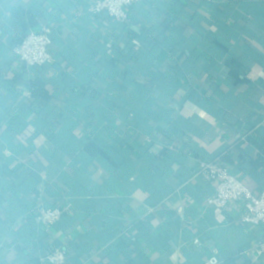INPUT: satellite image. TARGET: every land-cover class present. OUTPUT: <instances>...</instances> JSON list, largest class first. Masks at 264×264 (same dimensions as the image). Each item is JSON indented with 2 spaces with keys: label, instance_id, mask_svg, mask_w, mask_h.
Instances as JSON below:
<instances>
[{
  "label": "crops",
  "instance_id": "1",
  "mask_svg": "<svg viewBox=\"0 0 264 264\" xmlns=\"http://www.w3.org/2000/svg\"><path fill=\"white\" fill-rule=\"evenodd\" d=\"M94 1L0 0V264H47L54 245L65 264H264V225L208 206L198 172L216 160L264 189L245 140L264 142V0H145L126 24ZM14 8L52 30L44 69L13 53ZM35 77L54 97L40 113ZM39 207L64 215L45 227Z\"/></svg>",
  "mask_w": 264,
  "mask_h": 264
},
{
  "label": "built area",
  "instance_id": "2",
  "mask_svg": "<svg viewBox=\"0 0 264 264\" xmlns=\"http://www.w3.org/2000/svg\"><path fill=\"white\" fill-rule=\"evenodd\" d=\"M144 0H95L88 8L93 15L106 14L119 23L128 22V11ZM52 30L43 26L38 32H30L21 44L13 49L16 59L27 68L44 67L52 63L50 47ZM198 172L214 185V193L207 199V204L216 210L233 213L239 211L237 223L243 228L264 225V189L255 192L236 178L218 161H198ZM181 211V209H179ZM59 207H39L35 211L36 221L51 227L63 217ZM199 241L196 240L197 244ZM256 257L264 256V239L255 247ZM47 264H65L67 253L62 246L54 245L44 258ZM219 259L213 256L207 264H218Z\"/></svg>",
  "mask_w": 264,
  "mask_h": 264
},
{
  "label": "trees",
  "instance_id": "3",
  "mask_svg": "<svg viewBox=\"0 0 264 264\" xmlns=\"http://www.w3.org/2000/svg\"><path fill=\"white\" fill-rule=\"evenodd\" d=\"M136 5H138V4H136ZM136 5H134V6H136ZM134 6H132L131 8H133ZM12 15L17 21L21 22L20 30L22 31V35L20 36V38L18 39V41L16 42V44L14 46V48H15L16 46H18L19 44H21L23 42V40L26 38V36L31 32L28 29L35 26L37 24V21L35 19L34 14H32L28 10H24L21 8H14L12 10ZM103 15H106V14H103ZM95 16H102V15H95ZM128 21H129V15H128ZM117 23H119V22H117ZM126 23H121V24H126ZM170 23H171L170 21L166 22L165 31H168V29L170 27ZM51 40L53 41V34H51ZM138 43L141 46V50L146 49L150 45L153 44V42L148 41V39L145 41L144 37L141 39H138ZM131 58L132 57L128 56L127 60H130ZM111 61H112V63L113 62L115 64L117 63L116 60H111ZM232 64H233V62L231 63V65ZM44 67H46V66H44ZM44 67H32L29 69H33V70L34 69H44ZM16 80L17 81L20 80L19 74L16 76ZM27 86L29 87L32 98H33V100L29 103V106L32 108L33 111L40 113V111L44 107H46L50 104H53L54 97L52 95H50V93L48 92V90L46 88L45 80H43L40 77H35L34 79H32L28 82ZM245 140L248 141L249 146H253L257 150V153L251 157L250 163L252 164V166L254 168L264 172V142L256 141L253 133L250 132V130L247 131V133L245 135Z\"/></svg>",
  "mask_w": 264,
  "mask_h": 264
}]
</instances>
